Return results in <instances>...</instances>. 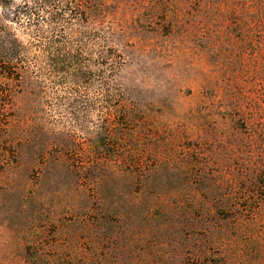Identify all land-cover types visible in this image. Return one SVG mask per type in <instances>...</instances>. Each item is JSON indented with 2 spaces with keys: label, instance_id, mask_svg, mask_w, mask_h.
Wrapping results in <instances>:
<instances>
[{
  "label": "rangeland",
  "instance_id": "374dc122",
  "mask_svg": "<svg viewBox=\"0 0 264 264\" xmlns=\"http://www.w3.org/2000/svg\"><path fill=\"white\" fill-rule=\"evenodd\" d=\"M252 217L264 0H0V264H216Z\"/></svg>",
  "mask_w": 264,
  "mask_h": 264
},
{
  "label": "trees",
  "instance_id": "16d2710c",
  "mask_svg": "<svg viewBox=\"0 0 264 264\" xmlns=\"http://www.w3.org/2000/svg\"><path fill=\"white\" fill-rule=\"evenodd\" d=\"M242 225L236 223V227ZM248 227L243 235L234 232L230 238L227 234L218 237L216 264H264V217H252Z\"/></svg>",
  "mask_w": 264,
  "mask_h": 264
}]
</instances>
